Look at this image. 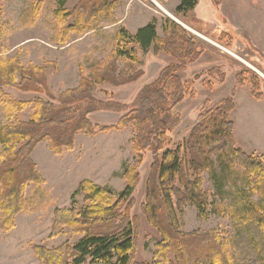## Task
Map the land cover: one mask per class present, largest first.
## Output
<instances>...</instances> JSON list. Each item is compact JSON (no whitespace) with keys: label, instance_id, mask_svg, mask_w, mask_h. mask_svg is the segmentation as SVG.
<instances>
[{"label":"trees","instance_id":"obj_1","mask_svg":"<svg viewBox=\"0 0 264 264\" xmlns=\"http://www.w3.org/2000/svg\"><path fill=\"white\" fill-rule=\"evenodd\" d=\"M64 2L58 0L56 17L60 25L71 18L64 9ZM197 5L198 0H180L177 14L185 15ZM42 6L41 0L32 9V20L40 14ZM113 10L114 4H108L107 0H82L75 10L73 24L63 31V37L86 33L96 19L112 15ZM1 18L0 11V27ZM167 27L170 34L163 39L157 35L155 20L136 34L120 30L111 55L94 66L89 75L82 69L79 86L57 97L49 92L44 67H22L15 59L0 60V103L12 120L0 128V145L6 149L0 160V232L14 230L17 216L26 211L27 186L46 184L32 158L41 142L48 140L53 153L61 157L75 150L79 134L95 137L133 127L132 147L139 162L146 151L151 153L153 160L142 212L160 236L155 255L157 264H233L230 246L217 232L188 234L181 230L179 213L187 204L194 206L201 218H206L210 197L203 189L202 175L212 169L214 156L228 170L243 169L248 184L247 193L241 197L239 214L235 209L223 210L218 205L217 212H227L243 225H257L264 238V157L249 155L236 145L235 124L230 118L235 109L234 92L201 117L183 146L170 149L168 133L180 122L174 109L188 95H194L193 86L200 79L183 82L179 73L198 62L204 48L194 35L176 22L167 21ZM226 39V46L232 48V37L227 33H222L217 43L223 44L221 42ZM135 48L144 53L153 49L156 55L166 54L174 63L138 93L128 110L130 113L116 124H94L90 116L95 113H122L128 109L113 100L99 101L94 95L103 85L131 86L143 78ZM214 74L219 76L221 87L227 74L220 67L209 71L210 76ZM263 83L262 77L246 66H241L236 75L237 86H250L252 96L258 101L264 98ZM4 88L23 94L45 95L48 101H18L7 95ZM29 105H34L37 111L30 122H22L16 115ZM122 178L126 188L116 199L111 197L109 190L90 181L81 182L76 194H85L90 205L82 210L75 205L70 209H57L50 239L63 235L65 229L72 230L74 236L82 235V239L74 245L52 250L34 246L39 261L43 264H134L137 220L131 219L129 212L140 174L137 168H127ZM214 179L219 187L220 179L216 176ZM253 195L262 199L259 206L252 200Z\"/></svg>","mask_w":264,"mask_h":264},{"label":"rangeland","instance_id":"obj_2","mask_svg":"<svg viewBox=\"0 0 264 264\" xmlns=\"http://www.w3.org/2000/svg\"><path fill=\"white\" fill-rule=\"evenodd\" d=\"M40 1L0 0V60L15 59L22 67H44L49 92L55 97L76 89L83 76L82 69L89 75L94 66L111 55L116 45L115 36L120 30L136 34L155 20L157 35L163 39L170 34L167 21H173V17L193 31L186 29L202 45L204 54L200 61L189 65L179 75L183 82L192 81L196 77L200 79L193 86L194 95H188L174 109V115L180 117V122L168 133L172 150L184 145L208 110L231 97L237 85L235 67L240 69L246 66L239 59L264 75V0H198L195 9L185 15L171 9L176 4L175 0H107L108 4H114L112 15H102L86 33H72L67 38L63 37V31L73 24L75 10L80 7L82 0H65L64 9L71 18L63 25H60L56 17L58 0H42L40 14L32 20V9ZM222 33L232 37V48L226 46L227 39L225 43L221 42L223 44L217 43ZM135 54L139 59L138 69L144 72L143 78L131 86L103 85L94 95L99 101L113 100L126 105L128 109L122 113H95L90 116L94 124H116L130 113L128 110L138 93L174 63L166 54L156 55L153 49L144 53L135 48ZM119 67L123 69L122 64ZM218 67L227 74L223 87H220L218 75H209V71ZM4 92L22 102L38 99L48 101L45 95L23 94L11 88H4ZM237 103L239 109L232 120L237 125V143L240 146L243 141L249 148H254L253 152L259 151L256 156H264V129L256 125L259 122L256 115L264 105L256 108L258 103L251 97L249 87L239 92ZM36 111L34 105H29L16 117L22 122H30ZM11 121L5 106L0 103V128ZM132 133L133 127L96 137L79 134L75 151L65 152L61 157L53 153L48 140L41 142L44 144L39 147L33 161L46 184L27 186L26 211L17 216L14 230L9 233L0 232V264H43L36 257L34 246L52 250L76 244L82 235L74 236L70 229H65L64 234L58 238L50 239L55 211L70 209L74 205L82 210L90 205L85 194H76L83 181H90L109 190L111 197L116 199L126 188L122 175L127 168L133 167L140 174L129 212L130 218L137 220L134 264H157L155 255L160 236L148 224L142 212L153 160L151 153L146 151L142 162H139L132 147ZM5 153L6 149L0 145V160ZM215 176L221 181L219 187ZM202 179L203 189L210 197L206 218H201L196 208L187 204L179 213L181 230L188 234L215 231L229 244L233 264H264L261 229L255 224L243 225L227 212L222 214L216 210L218 205L223 210L232 208L240 213L241 197L248 191L244 170L240 167L228 170L214 156L212 169L204 172ZM252 200L257 206L262 203L258 195H253ZM169 257L174 262L173 255Z\"/></svg>","mask_w":264,"mask_h":264},{"label":"crops","instance_id":"obj_3","mask_svg":"<svg viewBox=\"0 0 264 264\" xmlns=\"http://www.w3.org/2000/svg\"><path fill=\"white\" fill-rule=\"evenodd\" d=\"M143 1H146V0H143ZM161 1H166V0H161ZM176 1V4L173 6V8H171V9H173L176 13H177V9H178V7H179V5H180V0H175ZM180 22V21H179ZM181 23V22H180ZM200 61V60H199ZM239 72V68L238 67H235V76L237 75V73ZM226 83V82H225ZM225 83L221 86V87H223V86H225ZM247 87H249L250 88V86H245V87H238L237 85L234 87V90H233V92H234V96H233V100H234V103H235V109H234V111L231 113V115H230V118H231V120H233V116L235 115V113L238 111V109H239V105H238V103H237V98H238V96H239V92L240 91H242V90H245V88H247ZM262 90H263V93H264V83H263V85H262ZM250 92H251V88H250ZM233 94V93H232ZM251 97L253 98V100L255 101V102H257L258 103V105H256L257 107V109L260 107V106H262V105H264V98L261 100V101H258V100H256L253 96H252V93H251ZM252 102V101H251ZM261 108V107H260ZM260 112L256 115V117L258 118V120H259V122L256 124V125H260L263 129H264V107H262L261 108V110H259ZM253 121H254V119H253ZM234 124H235V122H234ZM263 132H264V130H262ZM114 133H117V132H114ZM111 134H113V133H111ZM105 135H110V134H105ZM236 136H237V125L235 124V129H234V138H235V142H236V145H237V147L238 148H240V149H242L245 153H247V154H249V155H254V156H256L257 155V152L259 153V151H255V152H253L254 151V148H249V146L247 145V143H244L243 141H242V143H241V145L239 146V144L237 143V139H236ZM96 137V136H95ZM42 144H44V143H41V144H39L38 146H37V148H36V150L34 151V153H33V155H32V157H33V159L35 160V158L37 157V152L40 150V148H41V146H42ZM40 147V148H39ZM46 148H48V146L46 145ZM45 148V150L48 152V150ZM250 149V150H249ZM253 149V150H252ZM50 151V150H49ZM75 151V150H74ZM73 151V152H74ZM250 151V152H249ZM72 152V153H73ZM258 157H264V156H260V155H258Z\"/></svg>","mask_w":264,"mask_h":264},{"label":"water","instance_id":"obj_4","mask_svg":"<svg viewBox=\"0 0 264 264\" xmlns=\"http://www.w3.org/2000/svg\"><path fill=\"white\" fill-rule=\"evenodd\" d=\"M173 21H175L177 24L181 25L182 27H184L185 29H187L188 31L190 32H193L191 31L190 29H188L185 25H183L182 23H180L178 20H176L175 18L171 17ZM219 47V46H218ZM247 67H249L250 69L254 70L256 73H258L260 76H262L264 78V76L258 72L255 68H253L251 65L247 64L246 62H243Z\"/></svg>","mask_w":264,"mask_h":264}]
</instances>
